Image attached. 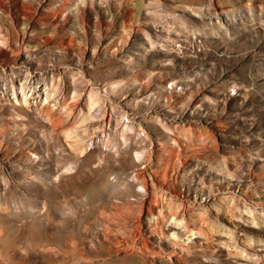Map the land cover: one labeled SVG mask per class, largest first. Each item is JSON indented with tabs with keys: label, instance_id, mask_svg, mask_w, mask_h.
Wrapping results in <instances>:
<instances>
[{
	"label": "rangeland",
	"instance_id": "1",
	"mask_svg": "<svg viewBox=\"0 0 264 264\" xmlns=\"http://www.w3.org/2000/svg\"><path fill=\"white\" fill-rule=\"evenodd\" d=\"M0 264H264V0H0Z\"/></svg>",
	"mask_w": 264,
	"mask_h": 264
}]
</instances>
